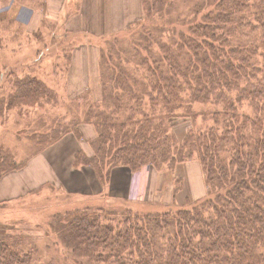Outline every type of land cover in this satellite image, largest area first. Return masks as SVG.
<instances>
[{
	"label": "trees",
	"instance_id": "16d2710c",
	"mask_svg": "<svg viewBox=\"0 0 264 264\" xmlns=\"http://www.w3.org/2000/svg\"><path fill=\"white\" fill-rule=\"evenodd\" d=\"M185 1L191 10L164 23L161 34L143 22L174 1L141 0L143 26L124 43L112 41L108 60L100 57V96L84 98L61 125L63 131H78L81 121L94 125L93 154L79 150L73 163L90 166L99 179L109 180L116 165L136 179L143 167L196 161L202 195L176 203L180 183L172 200L152 211H66L58 236L87 263L264 264V0ZM10 83L8 104L31 94L55 96L30 73H13ZM196 103L207 106L196 110ZM184 117L191 123L179 137L172 120ZM53 130L49 125L30 138L44 145ZM15 162L0 147V176ZM19 242L0 234V264H31Z\"/></svg>",
	"mask_w": 264,
	"mask_h": 264
},
{
	"label": "rangeland",
	"instance_id": "374dc122",
	"mask_svg": "<svg viewBox=\"0 0 264 264\" xmlns=\"http://www.w3.org/2000/svg\"><path fill=\"white\" fill-rule=\"evenodd\" d=\"M40 1L0 0V147L15 159L17 166L0 176V234L7 232L16 236L20 241L19 247L32 254L31 264H114L87 263L86 258L70 251L60 240L58 229L66 211L85 207L152 211L165 199L172 200L170 193L180 183L175 199L176 203L185 205L187 199L193 200L202 195L203 173L196 161L173 168L163 165L160 170L158 168L163 173L157 181L156 195L159 198L156 199L142 195L143 185L140 191L138 189L143 169L136 173V179L132 173L129 184L124 178L119 180L120 177L113 178V181H105V176L101 180L98 178L101 188L96 185V196L89 194L93 185L89 183L88 176L73 174L76 172L72 173L68 162L64 161V156H68L67 148L78 144L76 137L81 138V135L71 127L63 131L61 123L64 116L81 109L84 98L90 94L94 98L100 96V57L104 55V59L108 60L107 52L112 41L124 43L132 29L143 26V11L138 19L116 31L118 33L114 32L116 34L86 36L63 29V24L58 21L60 17L56 21L50 17L47 18L50 20L48 23L38 24L37 13H32L35 10L27 6L39 5ZM171 1L174 4L169 5V11L159 13L155 9L154 14H150V18L143 23L166 34L163 24L178 22L176 14L191 10L189 6L192 4V1ZM23 3L28 4L26 8ZM167 6L163 5L164 8ZM86 44L94 45L90 52L89 48H83V52L82 49L77 50L80 45ZM13 73L36 76L42 83L50 85L48 87L55 96L43 101V97L40 99L38 96L37 100H32L34 95L31 94L8 104L6 99L12 90L10 82ZM206 106L196 103L195 109ZM172 121H175L174 134L179 137L191 123L186 117ZM197 124L200 125V121ZM49 125L57 130L56 135L49 143L34 144L30 137ZM90 126L88 122L80 125L85 138ZM176 174L183 180L176 178ZM124 186L128 191L126 195L120 192ZM153 187L152 183L148 190L151 195L154 194ZM66 190L74 192L66 193ZM173 204L172 201L169 205Z\"/></svg>",
	"mask_w": 264,
	"mask_h": 264
},
{
	"label": "crops",
	"instance_id": "0c3cea01",
	"mask_svg": "<svg viewBox=\"0 0 264 264\" xmlns=\"http://www.w3.org/2000/svg\"><path fill=\"white\" fill-rule=\"evenodd\" d=\"M23 5L25 7L28 4L23 3ZM27 7L35 10L32 13H37V16L39 17L38 24L45 22L48 23L50 20H47V18L50 17H54L53 19H55V21L60 17L58 21L63 24V29H66L70 33L86 36L103 35L123 29L129 23L133 22V20L135 21L136 18L138 19L139 14L142 11L141 0H41L39 5H29ZM39 27L40 25L37 28ZM93 46L94 45L90 44L80 45L77 50L82 49L81 52H83V48L84 50L89 48L90 52ZM81 91L82 90H78V92ZM84 122L86 121H81L77 124V130L81 135V138L76 137L78 144L75 146L70 145L67 148L68 154L66 155L68 156H64V161L68 162V166L72 173L73 171L76 172L73 174L78 175L83 173L88 176L89 183L93 185V189L89 191V194L96 196L97 191L94 186L97 185L101 188L102 185L98 184V177L92 168L88 165L76 167L73 163L74 153L79 150H82L87 156L93 154L91 141L97 136V130L91 122H88L91 123V126L88 127V137L85 138L80 129L81 123ZM142 169L143 170L140 171L141 176H139L138 180L139 191L140 187L143 185L142 195L145 198H159V195H156L157 181L159 175L163 172L158 171V169L153 166L147 168L143 167ZM131 176L132 172L128 167L125 165H116L113 166L110 171L109 180L113 181V178L120 177L119 180L124 178L127 183ZM152 183L154 186L153 195H151L150 191L148 192ZM71 192L74 191L66 190V193ZM120 192L121 194L126 195L128 191L124 186Z\"/></svg>",
	"mask_w": 264,
	"mask_h": 264
}]
</instances>
